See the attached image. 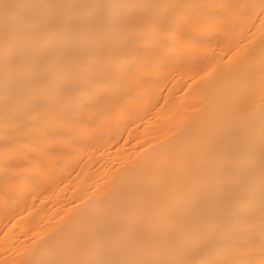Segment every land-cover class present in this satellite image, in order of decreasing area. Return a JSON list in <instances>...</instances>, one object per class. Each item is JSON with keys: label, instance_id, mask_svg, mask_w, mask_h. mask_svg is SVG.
<instances>
[{"label": "bare ground", "instance_id": "obj_1", "mask_svg": "<svg viewBox=\"0 0 264 264\" xmlns=\"http://www.w3.org/2000/svg\"><path fill=\"white\" fill-rule=\"evenodd\" d=\"M0 264H264V0H0Z\"/></svg>", "mask_w": 264, "mask_h": 264}]
</instances>
